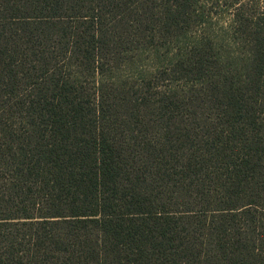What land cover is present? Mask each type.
<instances>
[{"label": "trees", "instance_id": "16d2710c", "mask_svg": "<svg viewBox=\"0 0 264 264\" xmlns=\"http://www.w3.org/2000/svg\"><path fill=\"white\" fill-rule=\"evenodd\" d=\"M202 1L0 0V264H264V5Z\"/></svg>", "mask_w": 264, "mask_h": 264}, {"label": "rangeland", "instance_id": "374dc122", "mask_svg": "<svg viewBox=\"0 0 264 264\" xmlns=\"http://www.w3.org/2000/svg\"><path fill=\"white\" fill-rule=\"evenodd\" d=\"M234 0H228L227 3L225 1L220 2V4L217 5L216 0H203L202 4L207 7V11L212 14L211 18H209L208 22L209 24H213L216 29H220L222 26L227 27L229 23V16L226 13L227 6ZM245 2H249V4L259 5L262 7L264 5V0H244ZM215 4V7H211V5ZM201 29V28H199Z\"/></svg>", "mask_w": 264, "mask_h": 264}]
</instances>
